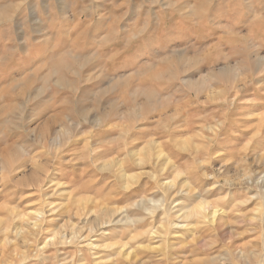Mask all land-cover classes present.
<instances>
[{
  "label": "rangeland",
  "instance_id": "rangeland-1",
  "mask_svg": "<svg viewBox=\"0 0 264 264\" xmlns=\"http://www.w3.org/2000/svg\"><path fill=\"white\" fill-rule=\"evenodd\" d=\"M0 11V264L264 260V0H0ZM168 223L185 227L145 234ZM134 237L156 249L126 261Z\"/></svg>",
  "mask_w": 264,
  "mask_h": 264
},
{
  "label": "bare ground",
  "instance_id": "bare-ground-1",
  "mask_svg": "<svg viewBox=\"0 0 264 264\" xmlns=\"http://www.w3.org/2000/svg\"><path fill=\"white\" fill-rule=\"evenodd\" d=\"M23 4H24V2H23ZM22 5V4H21ZM27 5V4H26ZM25 5V6H26ZM16 7V6H15ZM14 8V7H13ZM22 8V7H21ZM9 9V8H8ZM16 9V8H15ZM28 9V8H27ZM7 11V10H6ZM14 11V10H13ZM1 12V11H0ZM16 14V13H15ZM3 15V14H2ZM2 15H0V16H2ZM4 16V15H3ZM15 16V15H14ZM7 18V17H6ZM5 18V19H6ZM10 18V17H9ZM2 21H4V20H2ZM1 21V22H2ZM253 57V56H252ZM259 61V60H258ZM259 67V66H258ZM231 69V68H230ZM258 69V68H257ZM262 69V68H261ZM227 70V69H226ZM255 70H256V68H255ZM263 70H264V68H263ZM58 73V72H57ZM77 73V72H76ZM236 73V72H235ZM59 76H61V75H59ZM238 77V76H237ZM238 79V78H237ZM248 79V78H247ZM60 80V79H59ZM62 80V79H61ZM245 80V79H244ZM252 80V79H251ZM63 81V80H62ZM66 81V80H65ZM206 81V80H205ZM250 81V80H249ZM58 82V81H57ZM59 82H61V81H59ZM201 82V81H200ZM203 82V81H202ZM247 82V81H246ZM66 83V82H65ZM195 83V82H194ZM248 83V82H247ZM56 84V83H55ZM59 84V83H58ZM64 84V83H63ZM198 84V83H197ZM252 84V83H251ZM251 84H249V87H250V85ZM57 85V84H56ZM189 85H191V83L189 84ZM246 85V84H245ZM61 86V85H60ZM66 86V85H65ZM64 86V87H65ZM199 86V85H198ZM238 86V85H237ZM240 86H238V88H239ZM253 87V86H252ZM68 88V87H67ZM191 88V87H190ZM207 88V87H206ZM208 88H209V86H208ZM227 88V87H226ZM231 88V87H230ZM235 88V87H234ZM73 89V88H72ZM193 89V88H192ZM205 89V88H204ZM70 90V89H69ZM217 91V90H216ZM222 91V90H221ZM238 91V90H237ZM207 92V91H206ZM206 92H205V94H206ZM201 93H202V91H201ZM226 93H228V92H226ZM197 94V93H196ZM200 94V93H199ZM223 94V93H222ZM207 95V94H206ZM206 95H204V96H206ZM213 95H215L214 93H213ZM206 98V97H205ZM222 98H223V96H222ZM226 100V99H225ZM227 101H228V99H227ZM158 102V101H157ZM213 102V101H212ZM222 102V101H221ZM214 103V102H213ZM217 103V102H216ZM223 103V102H222ZM225 103V102H224ZM249 103V102H248ZM203 104V103H202ZM246 104H247V102H246ZM246 104H245V106H246ZM254 106V105H253ZM220 107H221V105H220ZM225 107V106H224ZM223 107V108H224ZM222 108V109H223ZM222 109H221V111H222ZM176 110H177V107H176ZM231 110V109H230ZM177 112V111H176ZM232 112V111H231ZM164 113V112H163ZM166 113V112H165ZM168 113V112H167ZM228 114V113H227ZM163 116V115H162ZM229 116V115H228ZM264 116V115H263ZM170 117V116H169ZM173 118V117H172ZM178 118V117H177ZM215 118V117H214ZM204 121V120H203ZM261 121V120H260ZM224 122V121H223ZM261 122H263V119H262V121ZM261 122H258V123H261ZM212 123V122H211ZM222 123V122H221ZM126 124V123H125ZM198 124V123H197ZM201 124V123H200ZM206 124V123H205ZM207 125V124H206ZM219 125V124H218ZM200 126V125H199ZM231 126H233V125H231ZM127 127V126H126ZM179 127V126H178ZM216 127V126H215ZM214 127V128H215ZM263 127V126H262ZM108 128V127H107ZM128 128V127H127ZM207 128H208V125H207ZM131 129V128H130ZM200 129V128H199ZM91 130V129H90ZM98 130H100V129H98ZM170 130V129H169ZM206 130V129H205ZM226 130V129H225ZM249 130H251V129H249ZM253 130V129H252ZM127 131H129V130H127ZM126 131V132H127ZM88 132V131H87ZM245 132V131H244ZM77 134V133H76ZM89 134V133H88ZM224 134V133H223ZM223 134H221V132H220V135H223ZM240 134H241V132H240ZM257 134V133H256ZM87 135V134H86ZM261 135V134H260ZM76 136V135H75ZM229 136V135H228ZM121 137H122V135H121ZM205 137V136H204ZM260 137V136H259ZM61 138V137H60ZM206 138V137H205ZM209 139H212V138H209ZM243 139H245V137L243 138ZM208 140V139H207ZM251 140V139H250ZM253 140V139H252ZM205 142V141H204ZM252 142V141H251ZM156 143V142H155ZM158 143V142H157ZM64 144V143H63ZM56 146H57V144H56ZM66 146V145H65ZM94 146V145H93ZM200 146V145H199ZM92 147V146H91ZM203 147V146H202ZM205 147V146H204ZM210 147V146H209ZM56 148V147H55ZM160 148V147H159ZM57 149V148H56ZM135 149V148H134ZM179 149V148H178ZM244 149V148H243ZM93 150V149H92ZM206 150H207V148H206ZM221 150V149H220ZM15 151V150H14ZM20 151V150H19ZM184 151V150H183ZM200 151V150H199ZM153 152V151H152ZM161 152V151H160ZM7 153H9V152H7ZM56 152H54V154H55ZM126 153V152H125ZM132 153H133V151H132ZM131 153V154H132ZM159 153V152H158ZM163 153V152H162ZM194 153V152H193ZM208 153V152H207ZM22 154V153H21ZM129 154V153H128ZM130 154V155H131ZM146 154V153H145ZM155 154H157V153H155ZM161 154V153H160ZM246 154V153H245ZM19 155V154H18ZM129 155V156H130ZM144 155V154H143ZM147 156V155H146ZM229 157V156H228ZM235 157H237V156H235ZM7 158H8V156H7ZM14 158V157H13ZM12 158V159H13ZM131 158H132V156H130V160H131ZM142 158H143V156H142ZM167 158V157H166ZM231 158H232V156H231ZM113 159H115V158H113ZM140 159V158H139ZM213 159V158H212ZM7 160H9V158L7 159ZM18 160H19V158H18ZM17 160V161H18ZM36 160V159H35ZM129 160V159H128ZM135 160V159H134ZM137 160H138V157H137ZM167 160V159H166ZM166 160H165V162H166ZM143 161H145V160H143ZM201 161V160H200ZM230 161V160H229ZM37 162V161H36ZM45 162V161H44ZM69 162V161H68ZM93 162V161H92ZM142 162V161H141ZM244 162V161H243ZM11 163V162H10ZM228 163V162H227ZM241 163V162H240ZM11 164H13V163H11ZM46 164V163H45ZM98 164V163H97ZM138 164V163H137ZM200 164V163H199ZM243 164H245V163H243ZM35 165H36V163H35ZM90 165V164H89ZM250 165V164H249ZM110 166H112V165H110ZM140 166V165H139ZM6 167V166H5ZM10 167V166H9ZM33 167V166H32ZM31 167V168H32ZM37 167V166H36ZM39 167H40V165H39ZM44 167V166H43ZM94 167V166H93ZM99 167V166H98ZM97 167V168H98ZM109 167V166H108ZM125 167V166H124ZM143 167V166H142ZM242 167V166H241ZM260 167V166H259ZM38 168V167H37ZM37 168H36V170H37ZM46 168V167H45ZM49 168V167H48ZM48 168L46 169V170H48ZM122 168V167H121ZM204 168V167H203ZM5 169V168H4ZM44 169V168H43ZM201 169V168H200ZM262 169V168H261ZM8 170V169H7ZM251 170V169H250ZM9 171V170H8ZM21 171V170H20ZM35 171V170H34ZM33 171V172H34ZM103 171V170H102ZM175 171H176V169H175ZM258 171V170H257ZM45 172V171H44ZM105 172V171H104ZM109 172V171H108ZM203 172V171H202ZM117 173V172H116ZM120 173V172H119ZM118 173V174H119ZM121 173H123V172H121ZM120 173V174H121ZM174 173H176V172H174ZM207 173V172H206ZM42 174V173H41ZM178 174V173H177ZM180 174V173H179ZM183 174V173H182ZM247 174V173H246ZM254 174V173H253ZM262 174V173H261ZM31 176H33V174H31L29 177H31ZM44 176V175H43ZM119 176V175H118ZM242 176V175H241ZM258 176V175H257ZM123 177V176H122ZM210 177V176H209ZM35 178V177H34ZM124 178H125V176H124ZM259 178V177H258ZM121 179V178H120ZM119 179V180H120ZM32 180V179H31ZM122 180V179H121ZM120 180V181H121ZM124 180V179H123ZM123 180H122V182H123ZM130 180H134V178H130ZM136 180V179H135ZM207 180V179H206ZM41 181V180H40ZM39 181V182H40ZM171 181H173V180H171ZM252 181H254L253 180V178L251 177V178H249L248 180H247V184L248 183H251ZM124 182H127V181H124ZM133 182V181H132ZM159 182V181H158ZM163 182V181H162ZM174 182V181H173ZM243 182V181H242ZM161 183V182H160ZM184 183V182H183ZM39 184V183H38ZM41 184V183H40ZM59 184H61V183H59ZM125 184V183H124ZM162 184V183H161ZM260 184H264V176L263 177H260L259 179H258V181H257V185H259L260 186ZM43 185V184H42ZM131 185V184H130ZM159 185V184H158ZM157 185V186H158ZM169 185V184H168ZM175 185V184H174ZM62 186V185H61ZM133 186V185H132ZM131 186V187H132ZM172 186H173V184H172ZM35 187V186H34ZM57 187H58V185H57ZM67 187V186H66ZM236 187V186H235ZM252 187V186H251ZM261 187V186H260ZM37 188V187H36ZM56 188V186L54 187V189ZM121 188H124V186L122 185V187ZM161 188V187H160ZM168 188V187H167ZM127 189V188H126ZM165 189H166V187H165ZM176 189V188H175ZM123 190V189H122ZM264 190V189H263ZM263 190H261V191H263ZM54 191V190H53ZM52 191V192H53ZM178 191V190H177ZM192 191H193V189H192ZM231 191V190H230ZM176 192V191H175ZM174 193V192H173ZM178 193V192H177ZM191 193H194V192H191ZM255 195V194H254ZM46 198V197H45ZM146 198V197H145ZM164 198H166L167 199V197H164ZM86 199V198H85ZM148 199V198H147ZM154 199V198H153ZM162 199V198H161ZM160 199V200H161ZM165 199V200H166ZM79 200H81V199H79ZM83 200V199H82ZM150 200V199H149ZM164 200V199H163ZM261 200V199H260ZM264 200V199H263ZM143 201V200H142ZM81 202V201H80ZM140 202V201H139ZM261 202V201H260ZM52 203V202H51ZM144 203V202H143ZM164 203V202H163ZM141 204V203H140ZM150 204V203H149ZM245 204V203H244ZM51 205V204H50ZM133 205H134V203H133ZM137 205V204H136ZM163 205V204H162ZM198 205V204H197ZM220 205V204H219ZM219 205H218V207H219ZM154 206V205H153ZM164 206V205H163ZM167 206V205H166ZM206 206V205H205ZM210 206V205H209ZM209 206H207V207H209ZM138 207V206H137ZM189 207V206H188ZM187 207V208H188ZM193 207V206H192ZM200 207H202V206H200ZM204 207V206H203ZM217 207V206H216ZM144 208V207H143ZM168 208V207H167ZM194 208V207H193ZM220 208V207H219ZM139 209V208H138ZM159 209V208H158ZM195 209V208H194ZM205 209V208H204ZM12 210V209H11ZM118 210V209H117ZM162 210V209H161ZM173 210H175V209H173ZM199 210L200 209H196V210H188V212L187 213H185L186 214V216L188 217V218H193V216H195V215H197L198 214V212H199ZM218 210V209H217ZM221 210V209H220ZM164 211V210H163ZM38 212V211H37ZM154 212V211H153ZM170 212V211H169ZM179 212V211H178ZM181 212V211H180ZM186 212V211H185ZM213 212V211H212ZM212 212H211V214H212ZM33 213V212H32ZM152 213V212H151ZM157 213V212H156ZM164 213H165V211H164ZM202 213V212H201ZM217 213V212H216ZM216 213L214 212V214H213V216H212V219H214L215 218V215H216ZM258 213V212H257ZM34 214H36V217H35V219L37 218V221L34 223V226H38V224H37V222L40 220V219H43V214L41 213V212H39V213H34ZM148 214H150V213H148ZM166 214V213H165ZM27 215V214H26ZM111 215V214H110ZM116 215V214H115ZM126 215V214H125ZM172 215V214H171ZM184 215V214H183ZM209 215H210V213H209ZM208 215V216H209ZM112 216V215H111ZM154 216V215H153ZM178 216V215H177ZM176 216V217H177ZM200 216V215H199ZM202 216V215H201ZM204 216V215H203ZM12 217V216H11ZM18 218H19V216H17ZM33 217V216H32ZM45 217V216H44ZM172 217V216H171ZM207 217V216H206ZM211 217V216H210ZM221 217V216H220ZM34 218V217H33ZM165 218H166V216H165ZM167 218H169V217H167ZM15 219V218H14ZM17 219V218H16ZM32 219V218H31ZM118 219V218H117ZM174 219V218H173ZM179 219V218H178ZM177 219V220H178ZM202 219H204V218H202ZM201 219V221H203ZM218 219H219V217H218ZM18 220H20V219H18ZM126 220V219H125ZM134 220H136V219H134ZM172 220V219H171ZM175 220V219H174ZM199 220V219H198ZM209 220V219H208ZM207 220V221H208ZM16 221V220H15ZM129 221V220H128ZM176 221V220H175ZM179 221V220H178ZM183 221V220H182ZM181 221V222H182ZM210 221H211V219H210ZM213 221V220H212ZM262 221V220H261ZM22 222V221H21ZM32 222V221H31ZM114 222V221H113ZM119 222V221H118ZM122 222V221H121ZM121 222H120V224H121ZM139 222V221H138ZM190 222V221H189ZM215 222H216V220H215ZM263 222V221H262ZM18 223V222H17ZM26 223V222H25ZM116 223V222H115ZM123 223V222H122ZM153 223V222H152ZM167 223V222H166ZM213 225H214V222H211ZM41 224V223H40ZM169 224V225H168ZM167 225H165V224H163V225H160V228L158 227V228H155V226H152V227H150L148 230H147V232H145V234H148V236H151L152 238H156V237H161V238H163L162 236L165 234V233H167V232H170V230H172L173 232L175 231V232H177L180 228H183V227H185L184 225H182V226H179V224H173V223H168ZM181 224V223H180ZM210 224V223H209ZM263 224V223H262ZM31 225V224H30ZM124 225H126V224H124ZM138 225V224H137ZM137 225H136V227H137ZM140 225V224H139ZM152 225V224H151ZM216 225V224H215ZM214 225V226H215ZM32 226V225H31ZM145 226V225H144ZM188 226H191V225H188ZM19 227V226H18ZM22 227V226H21ZM128 227V226H127ZM263 227V226H262ZM3 228V227H2ZM13 228V227H12ZM29 228V227H28ZM35 228V227H34ZM38 228H40V227H38ZM74 228H75V226H74ZM24 229H26V228H24ZM195 229V228H194ZM262 230H263V228H261ZM18 230V229H17ZM32 230V229H31ZM260 230V229H259ZM3 231V230H2ZM20 231V230H19ZM181 231V230H180ZM33 232V231H32ZM181 232H183V231H181ZM261 232V231H260ZM1 233V232H0ZM20 233V232H19ZM18 232H17V234H19ZM23 233V232H22ZM25 233V232H24ZM191 233H193V232H191ZM190 233V234H191ZM130 235H132L131 233H129ZM140 234V233H139ZM171 234V233H170ZM264 234V233H263ZM1 235H2V233H1ZM4 235V234H3ZM2 235V236H3ZM14 235V234H13ZM143 235V234H142ZM172 235V234H171ZM180 235V234H179ZM53 236V235H52ZM147 236V235H146ZM174 236V235H173ZM143 237V236H142ZM182 237V236H181ZM188 237H189V235H188ZM2 238V237H1ZM0 238V239H1ZM82 238V237H81ZM140 238V237H139ZM144 238H146V237H144ZM183 238V237H182ZM191 238V237H190ZM199 238V237H198ZM198 238H196V239H198ZM203 238V237H202ZM26 239V238H25ZM166 239V238H165ZM168 239V238H167ZM184 239V238H183ZM200 239V238H199ZM3 240H4V238H3ZM29 240V239H28ZM52 240V239H51ZM120 240V239H119ZM147 240V239H146ZM115 241H117V240H115ZM132 241H134L135 243H136V246L135 245H132L131 243L132 242H129V241H124V242H122V244L120 245V255L126 260V261H130V258H131V256L132 255H134V248H136V249H145V250H147V249H153V247H151L152 246V244H148V245H146L147 243H148V241H147V243L145 244V245H143L142 243H139L140 241H139V239H138V237H134V238H132ZM165 241H167V240H165ZM178 241V240H177ZM182 241V240H181ZM191 241H193V240H191ZM2 242V241H1ZM72 242V241H71ZM78 242V241H77ZM3 243V242H2ZM1 243V244H2ZM117 243V242H116ZM120 243V242H119ZM167 243V242H166ZM171 243V242H170ZM113 244H115V243H113ZM163 244H164V242H163ZM168 244V243H167ZM166 244V245H167ZM173 244V243H172ZM92 245V244H91ZM213 245V244H212ZM211 245V246H212ZM111 246H113V245H111ZM162 247V246H161ZM169 247V246H168ZM114 248V247H113ZM48 249V248H47ZM110 249V248H109ZM156 248H154L153 250H155ZM77 250V249H76ZM115 250V249H114ZM113 250V251H114ZM117 251V250H116ZM118 252V251H117ZM115 254V253H114ZM109 256V255H108ZM109 257H111V256H109ZM122 257H120V258H122ZM122 258V259H123ZM216 258V257H215ZM246 259V261H247V257H245ZM123 259V260H124ZM197 259H199L198 257H197ZM197 259H196V262H192L191 264H211V263H213L215 260H201V258L199 259V261H197ZM214 259V258H213ZM216 259H218V257L216 258ZM21 260V259H20ZM74 261V260H73ZM223 261V260H222ZM222 261H220L221 263H222ZM245 261V262H246ZM75 262V261H74ZM227 262V261H226ZM129 263V262H128ZM233 263H237V262H233ZM237 264H240L239 262L237 263ZM242 264V263H241ZM246 264V263H245ZM259 264H264V260L261 262V263H259Z\"/></svg>",
  "mask_w": 264,
  "mask_h": 264
}]
</instances>
